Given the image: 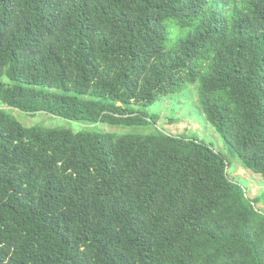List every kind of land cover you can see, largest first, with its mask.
<instances>
[{
  "label": "trees",
  "instance_id": "1",
  "mask_svg": "<svg viewBox=\"0 0 264 264\" xmlns=\"http://www.w3.org/2000/svg\"><path fill=\"white\" fill-rule=\"evenodd\" d=\"M198 90L227 154L152 127ZM0 264H264V0H0ZM157 120V116L152 117ZM154 128V127H153Z\"/></svg>",
  "mask_w": 264,
  "mask_h": 264
},
{
  "label": "rangeland",
  "instance_id": "2",
  "mask_svg": "<svg viewBox=\"0 0 264 264\" xmlns=\"http://www.w3.org/2000/svg\"><path fill=\"white\" fill-rule=\"evenodd\" d=\"M0 110L17 119L26 127L44 126L47 128H64L75 133L78 132H106L113 134L131 133L136 128L124 130L122 126L113 127L109 123L83 124L57 118L46 113L34 115L26 114L14 108L8 107L0 100ZM138 112L147 113L146 121L152 125L142 132L152 133L155 128L169 136L197 138L199 141L213 146L214 149L227 154L222 137L208 123L198 104V90L189 87L185 92L171 95L156 102L150 107H135ZM157 116V120L152 117ZM154 127V128H153ZM231 181L240 184L247 192V198L251 202H258L256 209L264 213V180L259 174L248 171L239 165L229 169Z\"/></svg>",
  "mask_w": 264,
  "mask_h": 264
}]
</instances>
